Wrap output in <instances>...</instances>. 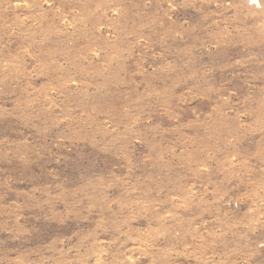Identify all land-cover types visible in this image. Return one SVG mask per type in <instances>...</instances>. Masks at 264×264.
I'll list each match as a JSON object with an SVG mask.
<instances>
[{
    "label": "rangeland",
    "instance_id": "1",
    "mask_svg": "<svg viewBox=\"0 0 264 264\" xmlns=\"http://www.w3.org/2000/svg\"><path fill=\"white\" fill-rule=\"evenodd\" d=\"M0 264H264V0H0Z\"/></svg>",
    "mask_w": 264,
    "mask_h": 264
}]
</instances>
